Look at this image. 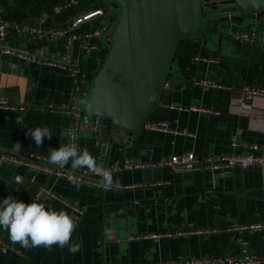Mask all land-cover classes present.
Wrapping results in <instances>:
<instances>
[{
    "label": "crops",
    "instance_id": "obj_1",
    "mask_svg": "<svg viewBox=\"0 0 264 264\" xmlns=\"http://www.w3.org/2000/svg\"><path fill=\"white\" fill-rule=\"evenodd\" d=\"M99 7L104 8V15L76 30L85 33L108 28L103 21L114 6L98 0H0V20L49 30L67 27L76 16ZM239 30L262 35L264 22L256 27H235L232 32ZM89 43L95 48L86 50L80 40L66 46L61 39H28L12 30L0 40V100L13 106L0 108L1 150L21 156L36 153L48 159L49 147L68 144L65 129L71 117L65 108L81 99L73 91L69 68H78L90 82L107 57L109 32L90 36ZM4 48L12 53H3ZM220 50L219 55L209 53L188 38L178 43L175 67L180 68L181 78L175 84L177 89L148 114L125 165L121 168L113 159L118 187L105 190L84 182L72 184L65 177L2 165L0 201L11 195L30 203L40 186L50 188L64 201L38 202L47 209L66 211L76 223L73 242L82 241V246L74 254L59 246L26 249L13 243L0 227V237L8 244L0 247V264H128L238 256V237L247 241L251 251L264 255L263 230L232 229L264 224V170L252 166L226 172H175L168 165H153L186 151L198 158L245 153L242 145L230 146L232 137L243 144L264 146V98L241 100L244 88L264 91V46L233 41L229 35ZM204 79L229 88L193 84ZM171 103L185 109L169 108ZM160 122H167L171 129L149 127ZM37 126L52 132L40 147L26 134ZM95 141L90 133L81 134L78 144L97 159ZM72 207L81 208L82 213L75 214Z\"/></svg>",
    "mask_w": 264,
    "mask_h": 264
},
{
    "label": "water",
    "instance_id": "obj_2",
    "mask_svg": "<svg viewBox=\"0 0 264 264\" xmlns=\"http://www.w3.org/2000/svg\"><path fill=\"white\" fill-rule=\"evenodd\" d=\"M98 2L114 6L104 19L110 47L82 100V119L95 124L89 133L96 140L98 164L112 165L116 158L115 164L122 168L148 114L177 89L178 43L188 38L219 55L235 27L264 22V0ZM103 224L109 226L107 214Z\"/></svg>",
    "mask_w": 264,
    "mask_h": 264
},
{
    "label": "built area",
    "instance_id": "obj_3",
    "mask_svg": "<svg viewBox=\"0 0 264 264\" xmlns=\"http://www.w3.org/2000/svg\"><path fill=\"white\" fill-rule=\"evenodd\" d=\"M219 1V0H217ZM205 3L206 0H201ZM104 15V8L99 7L94 10L86 11L78 16H76L67 27L54 28L49 30H42L40 28L29 27L24 24L13 23L6 20H0V40H3L5 35L9 30L14 31L18 35H26L28 39L37 37L38 39L51 40V39H61L64 41L65 45L68 46L72 44L75 40H80L86 50H92L95 45L89 43L90 36H98L103 30H107V27H100L92 29L89 32L78 33L76 30L85 22H89L92 19ZM233 41H247L253 43H259L264 46V34L259 35L255 31L249 30H239L231 33ZM3 53L10 54L12 50L10 48H4ZM71 76V85L74 93L78 96L80 101L75 102L66 106L65 113L71 117V121L67 124L65 129V135L68 144H75L79 148V138L83 132H90L94 130L95 124L89 123L82 119V100L87 93L89 86V80L85 73L81 72L76 67L69 68ZM195 85H201L204 88H229L225 87L213 80H195L193 81ZM168 82L166 81L163 85L166 88ZM264 98V91L257 88H244L241 91V100H252L254 98ZM169 108L183 110L185 107L168 104ZM0 108H13L6 101L0 100ZM21 109L23 107H20ZM206 112H211V110H205ZM151 129H158L160 131H168L171 128L167 122H160L149 126ZM242 145L246 152L243 154L236 152H226L217 156H205L198 158L192 151H186L182 154H174L169 158L160 159L153 163L154 166L168 165L175 172H195L200 170H211L218 172H226L234 167L248 168L252 166H258L264 170V146H259L257 144H243L237 140V138L232 137L230 141V146L235 148ZM4 164H12L15 166H23L35 173L43 172L46 174H52L57 177H67L68 175H75L79 178V182H84L91 184L95 187H100L101 178H95L94 175L90 173L87 168H81L77 170H72L70 168V163L65 168L61 169L55 164H51L47 158L36 153H29L26 156L17 155L14 153L7 152L0 149V167ZM105 168L113 171L115 165H105ZM118 187V186H115ZM34 198L37 200H52L60 201L64 200L50 188L46 186H40L34 194ZM75 214H81L82 210L79 207H72ZM242 228L256 229L264 232V224L254 223L249 224L245 227H234L233 230H240ZM156 236V235H153ZM241 248L240 254L235 255H218V256H202V257H182L169 260H157L148 261L144 263H128V264H264V255L258 254L251 251L248 247V243L242 237H238ZM8 244L0 237V247H7ZM109 264V263H106Z\"/></svg>",
    "mask_w": 264,
    "mask_h": 264
},
{
    "label": "clouds",
    "instance_id": "obj_4",
    "mask_svg": "<svg viewBox=\"0 0 264 264\" xmlns=\"http://www.w3.org/2000/svg\"><path fill=\"white\" fill-rule=\"evenodd\" d=\"M27 135L35 141L36 147L43 145L45 137L51 138L52 132L45 127L29 128ZM48 160L51 164L63 169L70 163L72 170L87 168V170L101 178L100 187L111 190L119 184L113 172L98 164L97 160L85 147L82 150L75 144H60L59 148L49 147ZM69 183L78 184L79 178L68 175ZM0 227L9 234L13 243L30 249L45 247L49 250L53 246L68 247L70 253H76L82 246V241L73 242L76 229L74 219L64 210L47 209L45 204L33 198L30 203L9 195L0 201Z\"/></svg>",
    "mask_w": 264,
    "mask_h": 264
},
{
    "label": "rangeland",
    "instance_id": "obj_5",
    "mask_svg": "<svg viewBox=\"0 0 264 264\" xmlns=\"http://www.w3.org/2000/svg\"><path fill=\"white\" fill-rule=\"evenodd\" d=\"M103 24H105L104 21H103ZM92 85H93V79L90 80V83H89V86H88V89H87L88 91L91 90ZM82 134H88V132H86V133L83 132Z\"/></svg>",
    "mask_w": 264,
    "mask_h": 264
}]
</instances>
